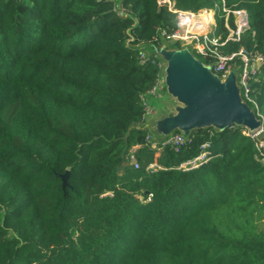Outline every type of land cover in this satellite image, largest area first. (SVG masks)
<instances>
[{"label": "trees", "instance_id": "trees-1", "mask_svg": "<svg viewBox=\"0 0 264 264\" xmlns=\"http://www.w3.org/2000/svg\"><path fill=\"white\" fill-rule=\"evenodd\" d=\"M122 1L133 17L106 0H0V264H264L254 141L241 127L200 129L156 157L162 144H145L138 124L158 60L142 65L126 42L156 41L175 17L158 0ZM225 4L250 16L226 51L264 53V0ZM254 87L264 120L263 76ZM134 145L139 168L125 164ZM204 150L208 161L179 168Z\"/></svg>", "mask_w": 264, "mask_h": 264}, {"label": "built area", "instance_id": "built-area-1", "mask_svg": "<svg viewBox=\"0 0 264 264\" xmlns=\"http://www.w3.org/2000/svg\"><path fill=\"white\" fill-rule=\"evenodd\" d=\"M102 1V0H97ZM113 2V11L115 15L121 19L133 17V11L127 7L122 0H106ZM160 6H167L168 10L174 14L175 27H160L155 36L156 43H160V38L165 37L173 40V46L183 47L187 45L193 46L194 53L203 61L209 63L213 71L222 77H226L231 71L234 64L240 65L241 70L238 73V83L241 87L243 99L255 109L257 103L254 97V83L264 77V53L256 49H248L240 46L238 50L226 51L225 47L230 42H241L244 35L250 29V16L245 8H230L222 0L220 4H215L214 13L208 16L198 14V10H185L177 8L174 0H158ZM207 8V7H206ZM204 9V8H203ZM211 10L212 8H207ZM223 19V30L219 24V19ZM233 20V24H232ZM226 35L224 36V33ZM133 39L132 33L129 34ZM158 60L159 72L151 86V88L140 95L143 106L142 121L155 112L156 102H161L164 93H166V83L164 76L160 74L162 62L158 55H149L143 51L139 53V62L144 65L148 61ZM155 99V102L152 99ZM255 106V107H254ZM259 117L261 115L258 113ZM242 132L252 138L256 147V158L264 165V128L251 133L247 129ZM187 142L183 134L179 131L168 136L161 143L153 140L152 135L148 132L145 144L155 145L162 144L156 152V157L161 153L163 147L169 146L176 152ZM141 145H134L125 164H131L135 168L140 167V163L136 156V151ZM209 143H205L202 147H209ZM210 159L208 151L204 150L193 159L182 162L180 169L189 170L200 166L203 162ZM156 162L150 163L148 169L158 168Z\"/></svg>", "mask_w": 264, "mask_h": 264}, {"label": "water", "instance_id": "water-1", "mask_svg": "<svg viewBox=\"0 0 264 264\" xmlns=\"http://www.w3.org/2000/svg\"><path fill=\"white\" fill-rule=\"evenodd\" d=\"M159 6V10H161ZM126 45L139 53L158 55L160 74L166 83V102H156L155 112L138 124L157 143L176 131L189 140L200 129L214 128L222 132L232 126L254 133L264 127L263 118L243 99L238 83L241 66L234 64L226 77L198 57L192 45L173 46V40L160 38V43L142 42ZM70 171L61 175L64 186Z\"/></svg>", "mask_w": 264, "mask_h": 264}, {"label": "rangeland", "instance_id": "rangeland-1", "mask_svg": "<svg viewBox=\"0 0 264 264\" xmlns=\"http://www.w3.org/2000/svg\"><path fill=\"white\" fill-rule=\"evenodd\" d=\"M213 5L214 6L209 7V8H212L210 11L208 10L210 12V14L214 13V9L213 8H215V4H213ZM166 98H167L166 93H164V96L162 97V101L161 102H166ZM152 101L155 102V99L153 98ZM257 222H258V225H259L260 228H264V213L263 212L261 214L257 215Z\"/></svg>", "mask_w": 264, "mask_h": 264}, {"label": "bare ground", "instance_id": "bare-ground-1", "mask_svg": "<svg viewBox=\"0 0 264 264\" xmlns=\"http://www.w3.org/2000/svg\"><path fill=\"white\" fill-rule=\"evenodd\" d=\"M209 9H207V8H204V9H201V10H199L197 13L198 14H203L204 16H208V15H210V10L208 11Z\"/></svg>", "mask_w": 264, "mask_h": 264}]
</instances>
